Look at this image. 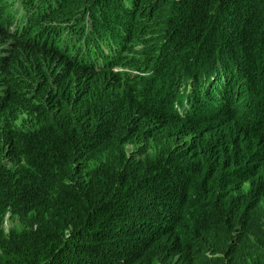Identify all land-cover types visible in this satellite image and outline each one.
<instances>
[{
	"label": "trees",
	"instance_id": "obj_1",
	"mask_svg": "<svg viewBox=\"0 0 264 264\" xmlns=\"http://www.w3.org/2000/svg\"><path fill=\"white\" fill-rule=\"evenodd\" d=\"M61 6L91 23L64 52L60 23L0 25L23 51L0 53V264H264V0ZM135 39L148 75L120 109L112 67ZM175 115L195 119L165 130Z\"/></svg>",
	"mask_w": 264,
	"mask_h": 264
},
{
	"label": "rangeland",
	"instance_id": "obj_2",
	"mask_svg": "<svg viewBox=\"0 0 264 264\" xmlns=\"http://www.w3.org/2000/svg\"><path fill=\"white\" fill-rule=\"evenodd\" d=\"M14 1H16V0H0V12L4 11L6 7H11L13 5V3H16ZM19 1H21L29 11H32L35 14H37L36 9L38 7H40L43 10L42 13H45V14H44V18L42 20L35 22L32 26L30 23L24 24L23 27H21L20 33L19 34H12V37L19 35V37L24 36L22 38L25 39L26 36H31V34L34 32H37L40 34L42 30L39 31L38 29L41 26V24L44 23L45 21L50 23V24L61 23V24L65 25V23H66V21H64L62 19L66 16H65V14L62 13L63 6H61V5H63L66 1H70V0H64L61 5L55 7L51 11H50V8H52L54 6V4L49 3V5H48V0H28L27 2H24V0H19ZM46 5H48V6H47V9L45 10ZM1 17L2 16L0 15V20H1ZM12 18H13V16L10 17V19H12ZM20 18L22 21L23 17L20 16ZM75 21L76 20H73V23ZM81 23H83V25H79L78 30L86 29L87 24H88V20H82ZM74 24H72L71 26H68L66 28L63 27L64 34H65L63 43L57 44V46L62 47V49L59 50L55 44H52L51 46H52L53 51H55V52H57V51L64 52L65 51L64 46H67L68 44H70L72 42L73 31L77 32L76 26L73 27V29H72V26ZM135 24H137V23H135ZM0 25H1V23H0ZM160 28H162V27H160ZM4 32L6 34H9L5 30H4ZM166 32H168V27L164 25L162 30H161V33L156 38V47H157V45L161 46V45H165V44H167V45L171 44L170 41H166V36H165ZM38 37H40V35ZM169 38H173L172 34H170ZM37 40H39V41H36L35 43L40 42L41 39H37ZM10 43H14L13 38H8L6 35L0 34V48L4 47ZM142 43L143 42L137 41V39L130 40L127 48L120 52V54H126V51H127V54H128L127 59L123 60L118 65H115L112 67V70H115V72H121V78L122 79L120 81L119 88L116 89L117 99L115 100L121 105L120 109L121 108H123V109L130 108V110H133L131 108V106L133 105V100H135V99H133V96L131 94L134 93V97L138 98V95L136 93V88H138V85L140 84L142 77L148 75V71H143V68L145 66L148 67V63H147L148 61L145 60L144 56H141L144 54L147 55L148 49H141ZM45 44L47 46H49L48 41H45ZM101 49L103 51H105L106 47L103 45V46H101ZM135 49L140 50V51H137ZM45 50L49 52V51H51V48L47 47V48H45ZM0 53L5 56V60H10L12 58V56H14L15 54L23 53V51L20 50V48H18V47L7 48V49L2 48V49H0ZM50 57H52L51 54H50ZM128 60L130 61L129 62L130 65L128 63L127 64L125 63V61H128ZM55 61H58V60H55ZM138 61H140L142 63H136ZM141 67H143L142 70H140ZM141 71H143V72H141ZM126 79L129 80L131 85H133V87H131L130 89L128 88V84L125 82ZM150 79H152V78L148 77V80H150ZM144 82L145 81H142L143 84H144ZM127 96L130 97V101L127 99ZM232 99H233V104L234 103L240 104V101H238V97H235V98L232 97ZM174 105H175V99L174 100H168L167 107H170V106L174 107ZM180 106H181V104H179V107ZM159 109H161V108H159ZM162 110H165V109L162 108ZM196 115L197 114H193V116H196ZM188 116L189 115H185V116L184 115L183 116L175 115L172 117L165 116V117H162L161 122L164 123V129L165 130L168 129L172 132H175L178 127L187 126V121L190 118L195 119V117H188ZM257 128H259V127H257ZM134 145H135V143L129 142L126 144V147L128 149H132ZM15 225H16L15 219H12V218L7 217V216L4 217V220L2 222L3 231H7V229L9 227L15 226Z\"/></svg>",
	"mask_w": 264,
	"mask_h": 264
},
{
	"label": "clouds",
	"instance_id": "obj_3",
	"mask_svg": "<svg viewBox=\"0 0 264 264\" xmlns=\"http://www.w3.org/2000/svg\"><path fill=\"white\" fill-rule=\"evenodd\" d=\"M28 0H24V2H27ZM14 2H16V3H13V5L11 6V7H6L5 8V10L4 11H2V17H1V20H0V23H1V26H2V28L6 31V32H8L9 34H14L15 33V31L17 30L18 32H17V34H19L20 33V31H21V27H23V25L24 24H26V23H30L31 24V26L35 23V22H38V20H39V18H40V16H42V15H44L45 13H42V8H40V7H38L37 9H36V12H37V14H35L34 12H32V11H29L25 6H24V4L21 2V1H19V0H16V1H14ZM49 3H53L54 5L56 4V2H54L53 0H48V5H49ZM48 5H46V8H45V10L47 9V6ZM54 7V6H53ZM52 7V8H53ZM52 8H50V9H52ZM50 12V11H49ZM13 16V18L12 19H10V17H12ZM20 16H22L23 18H22V21H21V18H20ZM87 20V19H86ZM6 21V22H5ZM23 22V23H22ZM73 22V21H72ZM22 23V24H21ZM61 24V23H60ZM90 21L88 20V24H87V27H86V29H82V30H78V27H79V25H83L82 23H75L73 26H72V29H73V27H75L76 26V31L77 32H75V31H73V36H72V42L70 43V44H68L67 46H64V49L65 48H67V47H69V46H71L72 47V45L75 43V38H74V36H75V34L76 33H79L81 36H82V34L88 29L89 30V27H90ZM72 25V24H71ZM70 25V26H71ZM30 26V27H31ZM63 27H67V26H64L63 24H61L60 25V27L58 28V35H57V42L55 41V45L57 46V44H61V43H63V40H64V37H65V34H64V29H63ZM39 31L40 30H42V28H41V26L39 27V29H38ZM87 30V31H88ZM34 33H37V32H34ZM88 37V36H87ZM99 46H100V49H101V46H103L104 44L103 43H99L98 44ZM90 46H93V48H95L94 46V44L93 43H90ZM57 48L59 49V50H61L62 49V47H58L57 46ZM102 50V49H101ZM102 52H103V50H102ZM70 55H73L72 54V52L70 53ZM95 68H98V67H96L95 66ZM182 87V86H181ZM184 89H187V86L184 88ZM187 91V90H186ZM186 104H185V102H184V100H182V102H181V106L179 107V103H177V102H175V105H174V107H175V109L179 112V113H181V111H182V109H183V107L185 106Z\"/></svg>",
	"mask_w": 264,
	"mask_h": 264
}]
</instances>
